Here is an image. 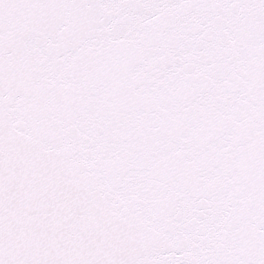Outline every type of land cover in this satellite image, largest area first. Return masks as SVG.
I'll return each instance as SVG.
<instances>
[{
	"label": "snow or ice",
	"instance_id": "1",
	"mask_svg": "<svg viewBox=\"0 0 264 264\" xmlns=\"http://www.w3.org/2000/svg\"><path fill=\"white\" fill-rule=\"evenodd\" d=\"M0 264H264V0H0Z\"/></svg>",
	"mask_w": 264,
	"mask_h": 264
}]
</instances>
